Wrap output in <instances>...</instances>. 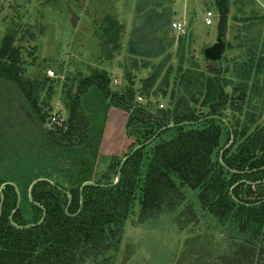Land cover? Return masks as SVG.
I'll list each match as a JSON object with an SVG mask.
<instances>
[{"label":"trees","instance_id":"obj_1","mask_svg":"<svg viewBox=\"0 0 264 264\" xmlns=\"http://www.w3.org/2000/svg\"><path fill=\"white\" fill-rule=\"evenodd\" d=\"M217 1L220 29L226 34L229 1ZM148 17L154 34L172 30L169 14L155 9ZM106 19L109 21L102 26L101 36L104 43L114 45L115 51L121 47L123 25L112 15ZM240 21L245 34L241 35L240 28L237 39L241 38L239 48L244 55L232 68L210 63L204 70L197 56L187 55L185 50L177 51L179 61L173 64L172 53L165 54L168 47L165 38L160 40V49L155 51L152 47L143 52L134 48L139 42L132 35L127 55L140 57L141 63L135 60L125 64L130 86L122 92L113 91L110 73L105 69L93 70L90 76L79 79L77 93L68 89L65 102L69 116L64 125L49 123V127L45 110L50 107V95L60 79L45 74H37L40 76L36 75L34 80L25 79L22 48L15 45L14 34L0 37V117L8 112L12 113L10 117L25 115L22 120L11 119L10 124L0 125V204L4 194L0 264H116L109 255L120 249L125 224L136 200L141 206L140 220H148L183 203L185 185L200 190L201 204L215 218L220 233L218 236L210 233L212 227L207 224L209 229L187 239L176 264H264V198L244 195L264 190V132H250L249 124L256 122L258 108L249 109L253 113L246 116L248 121L241 118L245 106L258 104V95L264 99V84L258 79L264 73V45L260 46L264 39V17L253 14ZM134 33L137 34V29ZM185 34L179 33L181 42ZM107 52H112L110 46ZM163 54L165 59L158 63L150 59ZM130 65L136 70H152L138 89ZM229 72L231 77L227 76ZM49 83L47 97L41 100L40 93ZM5 86L11 89V97L2 104L1 90ZM151 96L166 100L167 106L155 113L145 106L137 107L138 97ZM12 99L16 100L14 111ZM110 106L127 114L125 135L136 141L124 156L111 157L107 169L99 171L96 165ZM230 107L236 110L233 121L226 113ZM100 113L103 117H96ZM227 118L230 125L225 121ZM171 124L174 126L168 127ZM220 124L229 125L230 134L242 141L236 151L233 152L235 142L224 151L227 167L221 160L214 161V155L223 149L219 147ZM34 130L38 133L36 142L28 139ZM158 132L151 143L126 160L121 180L114 184L123 159ZM10 133L17 135V149H8L13 137ZM38 179L45 180L35 186L31 201L30 186ZM87 181L95 184L85 186L81 192ZM10 182L17 185L21 198L13 217L15 223L37 224L43 217V206L47 216L41 225L19 228L12 224L11 215L19 194L10 184L2 190ZM68 193L72 195L70 206ZM184 212L197 223L202 219L194 214L193 208Z\"/></svg>","mask_w":264,"mask_h":264},{"label":"rangeland","instance_id":"obj_2","mask_svg":"<svg viewBox=\"0 0 264 264\" xmlns=\"http://www.w3.org/2000/svg\"><path fill=\"white\" fill-rule=\"evenodd\" d=\"M228 1L230 18L226 25L227 32L222 34L217 0H0V37L3 38L8 33L14 34L15 45L22 48L21 53L25 61L23 64L25 79L34 80L37 74L49 76L48 71L50 69L55 73L53 78L60 79L57 80L58 84L55 85V90L50 95V107L45 110L48 111V123L46 125L49 127V123L52 124L50 117L54 114H62L67 119L69 112L65 98L68 96V89L72 88V91L77 93L79 79L83 76H90L93 70L105 69L110 73L113 91L122 92L130 86V83L126 81L125 64L127 62L132 64L135 60L141 63L140 57L127 55L132 35L135 36V42H139V44H135L134 48L143 52L151 50L152 47L155 48V51L160 49L162 46L160 40L165 38V45L168 46L165 54L169 51L172 53L170 63L173 64L179 61L177 51L185 50L187 55L192 53L197 56L204 70L210 63L216 65L221 63L224 67L232 68L235 61L241 59L240 55H244V50L239 48L241 38L237 39L239 30L243 25L240 20L253 14L264 17V0ZM155 9L170 15L172 30L169 29L166 34H154L150 31L152 26L149 25L151 21L148 14ZM209 11L213 12L211 25H208L205 19ZM109 15L115 17L123 25V34L120 39L121 47L115 51H113L114 45L104 43L101 36L102 26L109 21L106 19ZM75 21H77L76 26L74 25ZM174 21H180L185 25L186 34L182 42L178 37L179 32L173 28ZM136 29L137 34L134 33ZM243 34H245L244 31L241 35ZM172 35L175 36L174 43L170 45L173 40ZM219 39L225 43L224 49L218 56L215 54L216 57H209L207 51L215 47ZM262 44L264 45V39L260 41V46ZM109 46L113 53L107 52ZM146 54L149 55L150 53ZM165 54L160 58L150 59L158 63ZM166 70L167 68L160 77L161 81ZM132 71L134 76L132 80L136 89L141 87L142 79L152 72L151 69L136 70L134 67ZM261 75L258 79L263 85L264 73ZM227 76L231 77L232 73L229 72ZM49 85L50 83L40 93L41 100H45L44 98L47 97ZM4 88L5 91L1 90L2 104H4V99L11 97L9 94L11 89L7 86ZM16 97H19V94ZM19 99L21 98L16 100L19 101ZM263 100V97L258 95V104L255 102L254 107L250 104L248 107L245 106L243 117H241L243 121H248L246 116L253 113V111H249L250 108H258V111L255 110L257 113L256 122L249 124L250 132H264ZM12 101L14 102L13 104L11 102L14 111L16 105L13 99ZM20 103L22 104V102ZM137 103V107L145 106L153 113L157 112L158 108L167 106V101L158 96H151L150 99L138 97ZM159 103H161L160 107ZM17 106L20 107V104L18 103ZM15 111L17 113L19 109ZM235 111L233 107L226 111L231 121L235 119L233 117ZM10 116L12 113L8 112L4 117H0V125L4 127L3 124H10L8 121L11 119L13 121L18 118L22 120L25 117V115ZM29 117L35 116L29 114ZM96 117H103V113L96 115ZM126 119L127 114L125 112L114 106L108 107L104 135L99 150L100 157L96 165V169L99 171L107 169L111 157L124 156L134 147H132V143L136 141L135 138L129 139L125 135ZM225 121L230 125L228 118ZM229 125L226 127L220 124V129H222L220 149H224L231 141ZM9 135L13 137L10 139L8 149H17V141H15L17 135L14 136L11 133ZM30 135L31 138L28 139L36 142L38 137L36 130ZM234 142L233 152L236 151L242 141H237L235 138ZM221 152L217 151L214 155V161L220 160ZM225 176L230 177L228 173H225ZM177 182L181 183L180 180ZM182 191L185 198L176 209L163 210L155 217L144 221L140 220L141 206L139 200H136L134 209L125 224L120 249L117 252H112L109 257L114 259L116 264H176L187 239L209 229L207 224L210 223L212 227L210 233L218 236L220 233L219 226L216 224L215 218L207 214L203 208L199 199L200 190L185 185L182 187ZM244 195H248L249 198L258 199L262 197L263 199L264 190L258 189L254 191V194L245 193ZM187 208H193L194 214L202 217L199 223L184 212ZM187 221H189L188 224H186Z\"/></svg>","mask_w":264,"mask_h":264},{"label":"water","instance_id":"obj_3","mask_svg":"<svg viewBox=\"0 0 264 264\" xmlns=\"http://www.w3.org/2000/svg\"><path fill=\"white\" fill-rule=\"evenodd\" d=\"M74 25H75V26L77 25V21H75ZM224 47H225V43L223 42L222 39H219V42L215 45V47H213V48H211V49H209V50L207 51L208 56H209V57H216L215 54L218 56V54L224 49ZM182 124H183V123H182ZM172 126H174V124H171V125L168 126V127H172ZM166 128H167V127H166ZM158 134H159V132H158L156 135H154L150 140H148L146 143L136 146V147L132 150V152L130 153V155H128L127 157H125V158L123 159V161H122V163H121V166H120V169H119V173H118L117 179H116V181L114 182V184H118V183L120 182V180H121V169H122L123 165L125 164L126 160H127L131 155H133L136 151H138L139 149H141V148L144 147L145 145L151 143V142H152V141L158 136ZM234 140H235V135H234V133H232V134H231V141H230V143H229V144H228V145L222 150V152H221V154H220V160H221L222 164H223L224 166H226V167H227V165H226V163H225V161H224L223 154H224V151H225L226 149H228V148L231 147V145L233 144ZM233 171L237 172L236 170H233ZM42 180H45V179H38V180H35V181L31 184V186H30V199H31V201H34V198H33V190H34L35 186H36L40 181H42ZM8 184L15 186V187H16V190H17V192H18V194H19L18 204H17L16 208L14 209V211L12 212V215H11V222H12V224L15 225V226H17V227H19V228H27V227H31V226H38V225H41V224L45 221V219H46L47 212H46V209H45L43 206H41L38 202H35V203H36L37 205H39V206L42 207L44 213H43V217H42V219H41L37 224H29V225H27V226H20V225H18V224L15 223L13 217H14V214H15V213L19 210V208H20V201H21V198H20V191H19L17 185H16L15 183H12V182L3 185V186H2V190H3V189L5 188V186L8 185ZM94 184H95V183L92 182V181H87V182H85V183L82 185V187H81V192L84 190L85 186H87V185H94ZM68 196H69V206H70V204H71V202H72V195H71L70 193H68ZM233 197H234V196H233ZM234 198H235V197H234ZM235 199H236V198H235ZM3 203H4V194L2 193L1 204H0V220H1V217H2V207H3ZM82 205H83V196L81 195V206H82ZM81 208H82V207H81ZM80 210H81V209H80Z\"/></svg>","mask_w":264,"mask_h":264},{"label":"built area","instance_id":"obj_4","mask_svg":"<svg viewBox=\"0 0 264 264\" xmlns=\"http://www.w3.org/2000/svg\"><path fill=\"white\" fill-rule=\"evenodd\" d=\"M213 12L212 11H209L205 17L206 19V23L208 25H211L213 23ZM173 28L174 30H177L179 33H185V25L183 23H181L180 21H174L173 22ZM48 74L50 77H54L55 76V73L53 70H49L48 71ZM50 121L52 124H55V125H58V126H63L65 121H66V118L62 115V114H54L50 117Z\"/></svg>","mask_w":264,"mask_h":264}]
</instances>
